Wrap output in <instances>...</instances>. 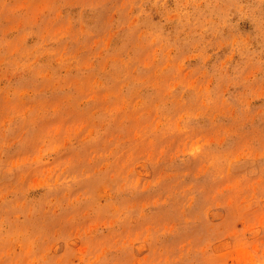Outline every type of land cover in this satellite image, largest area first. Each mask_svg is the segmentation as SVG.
<instances>
[{
	"label": "rangeland",
	"instance_id": "1",
	"mask_svg": "<svg viewBox=\"0 0 264 264\" xmlns=\"http://www.w3.org/2000/svg\"><path fill=\"white\" fill-rule=\"evenodd\" d=\"M0 264H264V0H0Z\"/></svg>",
	"mask_w": 264,
	"mask_h": 264
}]
</instances>
